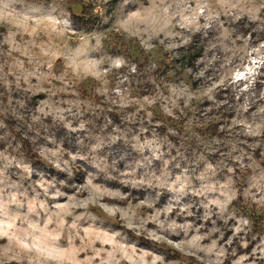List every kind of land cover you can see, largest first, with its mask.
Segmentation results:
<instances>
[{"label":"rangeland","instance_id":"rangeland-1","mask_svg":"<svg viewBox=\"0 0 264 264\" xmlns=\"http://www.w3.org/2000/svg\"><path fill=\"white\" fill-rule=\"evenodd\" d=\"M261 32L264 0H0V264H264Z\"/></svg>","mask_w":264,"mask_h":264},{"label":"trees","instance_id":"trees-1","mask_svg":"<svg viewBox=\"0 0 264 264\" xmlns=\"http://www.w3.org/2000/svg\"><path fill=\"white\" fill-rule=\"evenodd\" d=\"M89 8L90 7H84L82 12H81V15H76L74 13L71 14L72 18H73V21L77 25L83 26L85 28H89V27H92V26L96 25V19H95V17L93 18V15H92V13H91ZM241 26H242V28L246 29L245 30V36L249 35V33L252 34V30L249 29V28L244 27L242 22H241ZM253 35H254L255 38L258 36V34H255V33H253ZM259 36H260V39H264V32H261L259 34ZM202 53H203V48L202 47L197 48L196 49V53L191 58V61L192 60L195 61L198 58H200ZM211 131H212L214 136H217V135L220 134L219 131H218L217 125L214 126L213 128H211ZM14 132L16 133V135H17V137H18V139H19V141L21 143V149H22L23 153L25 154V156L33 163L42 164V158L39 155V153L35 150V148L33 146V143L30 140V138L25 136L22 132H16V131H14ZM76 181L78 183H81V182L84 181V173L80 169L75 171L74 178L68 180L69 187L66 188V190L68 192H74V190L76 188H73L72 185ZM134 201H137V200L134 198ZM118 203L122 204L123 202H118Z\"/></svg>","mask_w":264,"mask_h":264}]
</instances>
